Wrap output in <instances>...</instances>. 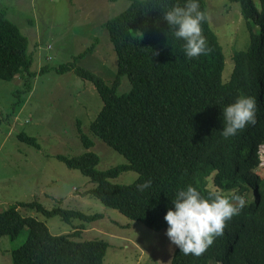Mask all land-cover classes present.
Returning <instances> with one entry per match:
<instances>
[{
  "label": "trees",
  "instance_id": "1",
  "mask_svg": "<svg viewBox=\"0 0 264 264\" xmlns=\"http://www.w3.org/2000/svg\"><path fill=\"white\" fill-rule=\"evenodd\" d=\"M234 1L240 5L249 43L233 53L234 66L225 82L224 53L208 23L204 0L199 4L206 16L202 32L210 49L207 55L187 59L185 42L174 38L163 19L164 11L177 4L183 6L185 0H129L123 11L104 23L117 61L111 84L72 62L52 67L58 73L73 70L94 84L102 106L90 130L127 160L101 170L94 151L76 156L57 154L55 157L68 168L78 169L95 183L82 196L92 195L153 230H167L166 212L173 207L177 191L188 185L197 187L204 196L217 191L244 197L245 207L226 222L224 235L204 254L185 255L176 246L169 264H264V176L255 171L264 144V0H258V5L254 0ZM94 46L95 42L75 59L92 52ZM27 48V37L0 8V78L21 77L19 93L29 92L31 79L49 69L44 65L39 71L32 70ZM122 76L127 77L130 88L117 93ZM241 94L256 98V122L224 139L220 133L222 109ZM78 131L89 149L93 141ZM19 139L39 146L25 133ZM127 170L137 172L133 182L110 181ZM148 180L151 187L140 190ZM19 205L47 217L58 215L66 222L72 218L92 222L103 217L60 206L46 209L37 201L18 202L0 210V236L15 238L28 228L25 241L11 251L12 264H104L106 241L75 240L79 229L52 234L44 222L22 215Z\"/></svg>",
  "mask_w": 264,
  "mask_h": 264
},
{
  "label": "rangeland",
  "instance_id": "2",
  "mask_svg": "<svg viewBox=\"0 0 264 264\" xmlns=\"http://www.w3.org/2000/svg\"><path fill=\"white\" fill-rule=\"evenodd\" d=\"M206 16L217 35L225 57L223 81L232 72L233 53L247 48L249 32L234 0H204ZM258 5V0H254ZM129 4V0H0L6 18L28 39L31 69L39 71L31 79L29 92H21L22 78H0V210L18 202L37 201L46 209L60 206L86 214H102L92 222L72 218L69 222L55 215L17 206L24 216L44 222L52 234L80 230L75 240L102 239L108 243L104 264H169L175 249L165 229L153 230L132 220L117 209L105 206L98 198L82 193L95 183L78 169L68 168L57 154L76 156L87 150L99 156L97 168L103 170L127 162L119 152L94 135L90 125L102 100L94 84L73 70L56 72L52 67L72 62L92 71L111 84L117 73L113 45L104 26ZM92 52L75 59L92 43ZM130 88L126 76L120 78L117 93ZM93 141L86 149L79 131ZM33 136L38 147L19 139ZM262 165L255 171L264 176V144L260 148ZM133 170L122 171L110 181L128 184L137 178ZM80 224L84 229H80ZM24 227L15 238L0 236V264H12L11 251L27 237Z\"/></svg>",
  "mask_w": 264,
  "mask_h": 264
},
{
  "label": "clouds",
  "instance_id": "3",
  "mask_svg": "<svg viewBox=\"0 0 264 264\" xmlns=\"http://www.w3.org/2000/svg\"><path fill=\"white\" fill-rule=\"evenodd\" d=\"M162 15L174 38L185 42L183 49L187 59L208 54L210 49L202 32L206 16L200 9L199 0H185L183 6L174 5ZM256 115V98L239 95L222 109V137H234L247 126L255 124ZM151 184V180L145 181L139 186L140 190L150 188ZM172 204L164 217L168 225L167 237L185 255L201 256L217 237L224 235L226 222L239 215L246 202L238 194L213 191L204 196L197 187L188 185L177 191Z\"/></svg>",
  "mask_w": 264,
  "mask_h": 264
},
{
  "label": "built area",
  "instance_id": "4",
  "mask_svg": "<svg viewBox=\"0 0 264 264\" xmlns=\"http://www.w3.org/2000/svg\"><path fill=\"white\" fill-rule=\"evenodd\" d=\"M261 146H262V145H261ZM261 146H260V148H261ZM259 154H260V149H259ZM260 158H261V157H260ZM260 164H261V165L263 164V163H262V159H261V163H260Z\"/></svg>",
  "mask_w": 264,
  "mask_h": 264
}]
</instances>
